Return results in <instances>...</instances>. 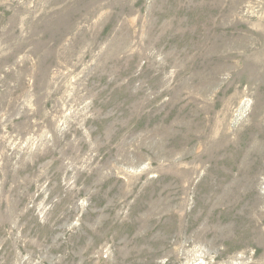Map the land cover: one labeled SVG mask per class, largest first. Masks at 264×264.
<instances>
[{
	"label": "rangeland",
	"instance_id": "1",
	"mask_svg": "<svg viewBox=\"0 0 264 264\" xmlns=\"http://www.w3.org/2000/svg\"><path fill=\"white\" fill-rule=\"evenodd\" d=\"M0 264H264V0H0Z\"/></svg>",
	"mask_w": 264,
	"mask_h": 264
}]
</instances>
